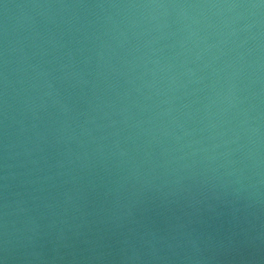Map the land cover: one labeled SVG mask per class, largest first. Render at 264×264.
<instances>
[{
  "label": "water",
  "instance_id": "1",
  "mask_svg": "<svg viewBox=\"0 0 264 264\" xmlns=\"http://www.w3.org/2000/svg\"><path fill=\"white\" fill-rule=\"evenodd\" d=\"M0 264H264V0H0Z\"/></svg>",
  "mask_w": 264,
  "mask_h": 264
}]
</instances>
